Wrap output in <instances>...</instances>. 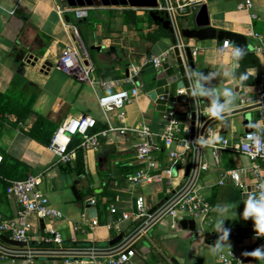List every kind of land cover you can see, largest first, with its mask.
Instances as JSON below:
<instances>
[{
    "label": "crops",
    "instance_id": "0c3cea01",
    "mask_svg": "<svg viewBox=\"0 0 264 264\" xmlns=\"http://www.w3.org/2000/svg\"><path fill=\"white\" fill-rule=\"evenodd\" d=\"M159 1L162 8H167L170 0L167 3ZM244 1L172 0V3L185 4L176 10L179 27L181 22L186 26V19H193L205 3L210 26L246 35L253 50L256 44L264 43V0H252L251 8H239ZM61 6L60 0H0V91L15 92L24 101L33 99L35 114L20 123L21 127L30 130L38 114L55 124L56 130L68 116L81 114L96 118L97 125L92 130L96 133L110 125L120 126L119 110L105 111L99 99L118 89L137 87L136 96L123 108L128 126L146 124L159 133L174 112L181 122L179 136L190 138L194 135L199 126L193 130L185 107L179 105L178 109L164 112L149 95L158 68L148 59L153 55H167L174 48L169 30L152 18L150 9L100 3L90 6L87 19L78 21L81 41H77L72 32V24L77 20L73 12L62 13ZM183 43L192 49L199 47L197 53H193L194 62L197 72L209 77L207 82L201 78L206 88L230 87L237 94L235 106L230 113L224 114L223 120L205 115L201 119V126L213 127L221 138L219 158L216 159L210 146L199 150L184 149L178 141L173 149L180 158H172L164 142L157 139L159 148L152 152L156 165L151 167L148 159L137 154L143 138L133 132L109 131L99 135L97 149L86 151L79 147L80 137L76 136L70 147L74 158L64 163L47 144L30 137L7 117L0 123V155L4 157L0 164V225L17 220L21 209L16 197L6 192L7 180L34 174H42L41 189L62 216L43 219L29 213L27 219L32 229L27 245L10 246L0 239L9 247L5 252L0 251V264H18L28 255L23 254L30 251L35 255L28 264H65L58 256L65 251L85 254V260L78 264H111L114 249L130 237H134L136 254L124 264H226L221 255L230 252L235 258L233 264H264V259L245 254L258 247L264 250L255 235L254 221L242 217L244 201L247 195L254 193L256 178L250 171L242 172V181L251 189L245 192L227 175L230 170L253 166L247 155L233 152L231 147L243 133L254 129L250 124L264 123L261 120L264 106L242 104L243 97L255 94V85L264 75V53H257L260 66L249 69L255 76L254 83L242 85L235 76L241 58L236 60L230 52L221 50L222 41L183 39ZM67 45H76L83 59L94 64L96 80L80 81L58 67L62 49ZM35 58L38 61L33 64ZM46 62L51 66L44 67ZM229 72L231 75H225ZM98 79L117 80L118 84L107 88ZM201 98L205 101L203 113L210 101ZM220 102H224V97ZM204 163L207 169L200 168ZM258 164L264 177V164L260 161ZM140 170L158 178L131 183L128 177ZM193 175L198 193L212 204L211 213L191 217L180 212L176 218L167 215L146 229L149 215L159 210L170 190ZM139 196L145 198L148 211L147 215L137 218L133 213ZM92 199L95 200L93 204L90 203ZM225 205L231 206L230 218L224 222L230 235L224 242V250L213 254L211 248L219 237L215 224L220 218V207ZM90 207H96L95 217L90 215ZM112 207L117 211L112 212ZM125 212L131 217L121 220ZM183 219H194L195 228L183 227ZM48 226L60 234L61 243L48 239L51 234ZM0 235L12 238L1 229ZM119 235H123L122 240L115 242ZM92 248L95 251L92 252Z\"/></svg>",
    "mask_w": 264,
    "mask_h": 264
},
{
    "label": "built area",
    "instance_id": "2783aa9c",
    "mask_svg": "<svg viewBox=\"0 0 264 264\" xmlns=\"http://www.w3.org/2000/svg\"><path fill=\"white\" fill-rule=\"evenodd\" d=\"M62 6L60 11L62 13L73 12L74 17L77 21L82 20L89 16L90 6H77L71 7L64 4L63 0H60ZM185 4H173L169 1L167 9L175 14L176 10L182 9ZM253 6L252 0H246L239 4V8H251ZM72 32L74 38L79 41L81 38L80 29L77 24H72ZM254 37H259L257 33L250 32ZM228 42V47H225V42ZM184 46V45H181ZM237 47L228 40L222 41L220 49L223 51H228L232 53ZM199 47H194L192 52L197 53ZM256 53H264V43L256 44L253 48ZM168 54L153 55L148 61H151L156 68H160L164 61L167 59ZM237 60V59H236ZM58 67L67 73L75 76L80 81H93L96 80L94 76L95 66L92 62H87L83 59L80 49L76 45H67L62 49ZM134 71L137 72L134 67ZM100 84L107 88H113L118 84L117 80L112 79H98ZM138 91L137 87L132 89H118L113 92L107 93L100 97L99 103L105 111H112L115 109L119 110V118L121 121L120 126L110 125L108 129L101 132H93L92 130L97 125V120L95 117L89 114H81L79 116H68L64 121L58 126L55 134L52 137L51 142L48 144L49 148L52 149L59 158L60 162H70L74 158V152L70 149L73 140L76 136L80 137L79 147L83 150L97 149L100 146L99 135L106 134L109 131H117L121 134L127 132H133L143 138L138 144L137 154L141 158L148 159L149 166L153 167L156 162L153 160L152 152L159 148V143L157 139L164 142L165 146L169 149V155L172 158H180V154L173 149L175 142H179L184 149H190L192 147L197 150L201 149L202 146L196 142L199 136H203L207 139L210 134H216V130L209 125H202L196 129L194 135L190 138H181L179 136L181 131V122L175 118V113L170 114V120L167 126L159 133H155L152 129L146 125L142 124L140 126H128L125 123V112L123 108L126 103L131 102L136 96ZM242 104L245 105H258L264 106V75H261L259 81L255 85V94L250 97H243ZM261 120L264 122V108L261 110ZM204 126V127H203ZM250 134H255L261 139V150L257 153L256 148L252 145V141L248 139ZM214 150V155L216 159L219 158V154L222 146L217 143ZM231 150L236 153H242L247 155L252 161L253 166L250 169H234L227 172V175L232 179L240 188L245 192H250L248 185L242 181V172L250 171L256 178L253 191L255 192L260 183H264V177L260 172V166L258 161L264 164V123L258 130L256 128L251 129L243 133L238 141L231 147ZM3 161V156L0 155V164ZM208 165L206 163L201 164V169H207ZM158 176H153L148 171L140 170L135 174H131L128 179L131 183L137 184L142 183L145 180L157 179ZM42 174L30 175L23 179H8L6 192L16 197L21 205L17 220H8L0 225V229L3 232H8L13 239L18 241H27L29 233L32 229V224L28 221L27 215L29 213H35L39 217L55 218L62 216V213L57 210L52 204L48 196L42 191ZM95 200L92 199L90 203H94ZM212 204L203 196H201L196 189V177L195 175L189 177L184 184L170 190L168 197L164 200L163 204L160 206L159 210L154 214L149 215V219L145 225L146 229L152 226L156 221L164 218L167 215L178 217L180 212L194 217L199 215L207 216L212 211ZM117 208L112 207V212H116ZM148 207L145 203V198L139 196L136 201V212L133 213L135 217H142L147 215ZM131 214L125 212L122 215V219H128ZM117 224H120V220ZM177 224L174 223L173 227L176 228ZM49 240L61 243L62 238L59 233L52 226H48ZM256 235V234H255ZM256 237L259 239V244L264 248V237ZM133 238L130 237L122 241L117 248L114 249L111 255V264H124L129 262L130 259L135 256L136 250L133 247ZM92 252L95 248H92ZM64 252V251H63ZM79 252V251H78ZM22 258L18 264H28L32 261V257L35 255L34 251L25 252L26 255ZM60 257L64 258L65 264H78V262L85 260V254L76 253L72 251H65L64 253H59ZM71 257H76L79 259L72 260ZM221 259L226 264H233V254L230 252L228 254H222ZM236 259H239L238 257ZM241 260V259H240Z\"/></svg>",
    "mask_w": 264,
    "mask_h": 264
},
{
    "label": "water",
    "instance_id": "95a60500",
    "mask_svg": "<svg viewBox=\"0 0 264 264\" xmlns=\"http://www.w3.org/2000/svg\"><path fill=\"white\" fill-rule=\"evenodd\" d=\"M63 2L65 5L71 7L94 6L100 3L103 5H123L150 9L152 18L160 22L165 29L169 30L173 38L174 48L168 54L162 66L157 70L154 77V86L150 90L149 95L157 103L158 109L161 111L167 112L169 109H178L179 105L185 107L186 115H189L193 122V130L201 124L205 101L201 97L193 99L190 95L192 81L189 79V76L193 72H197V68L192 48L190 45H185L183 39L208 40L216 38L220 41L228 40L235 44L244 53L240 59V65L235 68V76L242 85H252L254 83L255 76L249 74V69L259 67L261 64L259 55L252 50L246 35L217 30L210 26L208 9L205 3L201 4L193 19H186V26L181 22V27H179L175 14L171 13L167 8H162L159 0H63ZM66 18L70 20L68 15ZM84 19H87V17ZM37 61L38 58H35L32 63L34 64ZM47 65L51 66V63L46 62L44 67ZM244 74H247L248 78L241 80V75ZM181 85L184 88L183 94L179 92ZM238 89L239 87L236 88V90ZM176 114L178 115L180 112L176 111ZM249 190L251 189L249 188ZM74 192L78 196L76 188H74ZM89 213L92 217H95L96 207H90ZM181 224L183 227L191 229H194L196 226L194 219H183ZM122 238L123 235H119L114 241H120ZM0 239L10 246L21 247L27 245V241H18L4 235H0ZM8 248V246L0 242V251L5 252ZM59 259L64 260L63 257H59ZM70 259L75 260L79 258L71 257Z\"/></svg>",
    "mask_w": 264,
    "mask_h": 264
},
{
    "label": "clouds",
    "instance_id": "9594fccd",
    "mask_svg": "<svg viewBox=\"0 0 264 264\" xmlns=\"http://www.w3.org/2000/svg\"><path fill=\"white\" fill-rule=\"evenodd\" d=\"M225 47H228V42H225ZM243 51L240 48H236L232 51L231 56L234 59H240L243 55ZM251 74V73H249ZM211 75V74H210ZM225 75H231V73H225ZM201 78L207 82L209 77L203 76L200 72H193L189 79L192 81L190 86V95L193 99L197 97L208 98L210 103L208 107L204 109L203 115L209 118L224 119V114L230 113L235 106V100L237 99V94L230 87H224L222 90H217L215 88H206L203 83H201ZM247 74L241 75V80H246ZM181 94L184 92L183 85L180 88ZM224 97V102H220V98ZM251 127L260 129L261 125L259 123L250 124ZM220 137L216 134H210L207 139L203 136H199L196 142L202 147H215L220 141ZM252 141V145L255 146L257 153L261 150V139L255 134H250L248 137ZM231 210V206L225 205L220 207L219 216L215 224V231L219 233V237L215 244L212 246L211 251L213 254L222 252L224 250V242L228 241L230 235V229L224 227V222L229 219L228 213ZM242 217L244 220L251 218L254 221V230L258 237H264V183L258 185L257 190L247 195L244 201V208L242 211ZM248 256L264 259V250L260 247L256 248L251 252L245 253Z\"/></svg>",
    "mask_w": 264,
    "mask_h": 264
},
{
    "label": "trees",
    "instance_id": "16d2710c",
    "mask_svg": "<svg viewBox=\"0 0 264 264\" xmlns=\"http://www.w3.org/2000/svg\"><path fill=\"white\" fill-rule=\"evenodd\" d=\"M88 22H91V20ZM75 24L79 27L78 21ZM33 114H35L33 109V99L24 101L22 97L15 92L0 91V123H2L7 117H10L7 119H12L16 125H20V123L25 122ZM20 128L30 137L48 145L51 142L54 131L56 130V125L52 124V122H50L45 116L38 114L30 130L26 131L21 125ZM79 156L80 154H78V159Z\"/></svg>",
    "mask_w": 264,
    "mask_h": 264
},
{
    "label": "rangeland",
    "instance_id": "374dc122",
    "mask_svg": "<svg viewBox=\"0 0 264 264\" xmlns=\"http://www.w3.org/2000/svg\"><path fill=\"white\" fill-rule=\"evenodd\" d=\"M162 1L167 3V0H162ZM170 1H171V3H172V0H170Z\"/></svg>",
    "mask_w": 264,
    "mask_h": 264
}]
</instances>
